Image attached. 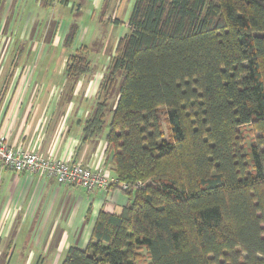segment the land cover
<instances>
[{"label":"trees","instance_id":"1","mask_svg":"<svg viewBox=\"0 0 264 264\" xmlns=\"http://www.w3.org/2000/svg\"><path fill=\"white\" fill-rule=\"evenodd\" d=\"M127 25L83 125L127 202L60 264H264V0H134Z\"/></svg>","mask_w":264,"mask_h":264},{"label":"crops","instance_id":"2","mask_svg":"<svg viewBox=\"0 0 264 264\" xmlns=\"http://www.w3.org/2000/svg\"><path fill=\"white\" fill-rule=\"evenodd\" d=\"M133 1L0 0V135H8L10 146L114 176L105 134L83 136L110 58L98 67L86 57L92 71L68 79L70 51L64 39L76 30L71 50L90 26L97 32L106 23L126 27ZM16 35L29 48H39L41 56L27 58L26 48L12 50ZM78 45L87 49L83 41ZM47 47L59 49V55L42 57ZM126 202L118 189L87 191L39 173L0 168V264H60L69 247L87 244L99 210L118 212Z\"/></svg>","mask_w":264,"mask_h":264},{"label":"built area","instance_id":"3","mask_svg":"<svg viewBox=\"0 0 264 264\" xmlns=\"http://www.w3.org/2000/svg\"><path fill=\"white\" fill-rule=\"evenodd\" d=\"M8 135H0V168L7 167L14 172L42 174L55 179L57 183L80 186L87 191L105 189L117 183L113 176L92 169L79 162H72L53 156H43L34 151L14 148L8 143Z\"/></svg>","mask_w":264,"mask_h":264},{"label":"rangeland","instance_id":"4","mask_svg":"<svg viewBox=\"0 0 264 264\" xmlns=\"http://www.w3.org/2000/svg\"><path fill=\"white\" fill-rule=\"evenodd\" d=\"M68 10V9H67ZM64 10L63 13L69 12V10ZM58 15V14H57ZM67 17H64V20H66ZM20 20H24V18H20L18 17L16 19V21H20ZM54 20V19H53ZM83 20L86 22L87 19H85V17H83ZM128 25L126 24V27H124V25H118V24H112V23H106L104 26L101 27V29H98V32L96 31V28H93L92 26L89 27V32L87 33H82V30L79 34H78V38L80 39V41L84 42V45L87 47V49H83L81 53H84L85 57H88V59L90 60H94L96 61V63L98 64V67H102L104 66L107 62V59H109L115 51V47H116V43H117V38L123 36L124 34H126L128 32L127 30ZM7 34V33H5ZM77 35V33H76ZM6 35H4L5 37ZM10 38L12 37V35H9ZM17 36V41L14 44V46L12 47L15 51H17L18 49H21L22 51H24L26 48L29 53L26 54V52L23 54L24 57L27 58H37L39 57L40 53H39V48L38 50L35 48H29L27 46V43H23V41H21L19 39V36ZM42 36V34H39L38 37ZM1 38V36H0ZM76 38V37H75ZM5 39V38H4ZM34 39V37L32 38ZM9 40L8 36L7 39ZM3 41V40H2ZM80 41H78V43L75 45V48H70L68 47V51H74V50H79L81 47H79V43ZM38 43V42H37ZM36 43V44H37ZM74 43V42H73ZM78 46V48H77ZM81 46V45H80ZM60 53L59 49H55V48H44L43 49V54L42 57H46V56H58ZM41 56V55H40ZM43 62V61H42ZM106 73V72H105ZM119 80L120 78H118L117 80V85H119ZM103 94L104 92L100 91V100H102L103 98ZM116 95L112 94L111 97L108 99L109 103L113 102L115 100ZM111 104H109L110 106ZM109 119V115H107L106 120ZM107 130L104 128V131L102 132L103 134H105ZM245 133V143L246 144H251L252 143V134L251 131H249L247 128L244 131ZM255 133V132H254ZM255 135H259V133H256ZM260 149H263V146H259ZM142 253H144V251H142Z\"/></svg>","mask_w":264,"mask_h":264}]
</instances>
